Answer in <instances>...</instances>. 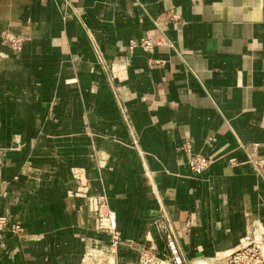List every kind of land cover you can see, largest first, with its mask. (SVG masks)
<instances>
[{
    "label": "crops",
    "instance_id": "1",
    "mask_svg": "<svg viewBox=\"0 0 264 264\" xmlns=\"http://www.w3.org/2000/svg\"><path fill=\"white\" fill-rule=\"evenodd\" d=\"M262 158L264 0H0V264H135L162 218L184 264H228L264 227Z\"/></svg>",
    "mask_w": 264,
    "mask_h": 264
},
{
    "label": "built area",
    "instance_id": "2",
    "mask_svg": "<svg viewBox=\"0 0 264 264\" xmlns=\"http://www.w3.org/2000/svg\"><path fill=\"white\" fill-rule=\"evenodd\" d=\"M4 43L17 51L20 49L21 40L5 34ZM141 45L145 51H152L153 43L151 40L143 39ZM188 164L192 174L201 175L209 169L212 162L203 156L192 155ZM256 169L264 174V158L256 163ZM72 175L73 179L78 183L75 196L87 200L90 210L98 219L100 230L110 233L113 246L118 245L120 240L116 232L115 215L109 208L106 198L103 196H89V186L83 169H73ZM164 220L162 218L157 224L160 232L166 238L165 250L158 252L154 247L142 248L139 260L135 264H184L170 227ZM6 225L7 219L0 214V232L4 231ZM14 232H21L20 227L16 226ZM228 264H264V227L258 226L254 228L241 240L239 247L230 256Z\"/></svg>",
    "mask_w": 264,
    "mask_h": 264
}]
</instances>
